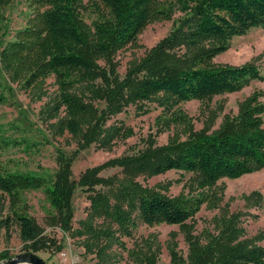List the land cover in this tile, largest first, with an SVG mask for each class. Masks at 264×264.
Listing matches in <instances>:
<instances>
[{"label":"trees","instance_id":"1","mask_svg":"<svg viewBox=\"0 0 264 264\" xmlns=\"http://www.w3.org/2000/svg\"><path fill=\"white\" fill-rule=\"evenodd\" d=\"M11 1L0 0V5L7 6ZM30 8L32 13L26 26L13 40L0 42V65L11 81L29 94H42L44 82L54 77L58 93L47 111L53 117L64 110L65 116L56 126V134L61 137L66 132L74 138L80 136L82 118L93 113V121L83 136V148L92 142L108 146L116 139L120 129H106V120L131 103L140 106L155 101L168 107L182 101L236 93L251 81L264 80L260 68L253 63L231 66L214 62L227 52L230 39L252 28H264V0H30ZM175 10L183 13L184 18L171 36L162 40L141 63L132 66L123 80L119 79L113 57L135 45L150 23L171 19ZM87 13L97 17L92 25L85 21ZM181 47L185 52L178 54L176 49ZM101 60L109 64V74L98 64ZM86 96L105 100L106 109L96 114L98 111L85 101ZM5 102L0 92V105ZM10 144L0 139V150ZM76 155L61 158L54 178L9 172L0 167V196L9 201L7 206L5 202L0 205V230H5L10 238L12 228L16 227L25 251L36 254L54 246L57 251L63 249L43 235L28 213L22 193L43 190L59 217L61 231L70 234L74 214L71 197L75 190L70 177ZM116 162L125 166L128 179L169 171L183 176L191 174L197 178L199 193L190 199H172L152 188L123 187L116 191L114 203L108 195L99 194L93 198L83 223L89 246L115 236L113 230L96 227V220H108L122 234L130 236L135 215L150 226H180L192 248L188 263L172 250L173 264H264V248L241 240L245 231L238 219L218 220L219 234L210 236L206 245L191 235L189 224L209 201L220 180H235L264 169V91H254L246 97L238 113L226 115L220 129L212 134L202 131L186 141L147 151L138 159ZM98 171L85 172L80 184L100 183L95 177ZM97 252L99 257H107ZM1 256L7 258L6 254Z\"/></svg>","mask_w":264,"mask_h":264},{"label":"rangeland","instance_id":"2","mask_svg":"<svg viewBox=\"0 0 264 264\" xmlns=\"http://www.w3.org/2000/svg\"><path fill=\"white\" fill-rule=\"evenodd\" d=\"M31 13L30 0H12L7 6L0 5V42L4 44L13 40L16 33L26 26ZM183 18L184 14L175 10L171 19L150 23L139 35L135 45L119 51L112 59L119 79L123 80L132 66L141 63L162 40L170 37ZM96 19L92 13L85 15L88 25H92ZM176 51L178 54L185 52L183 47ZM214 62L231 66L253 63L264 75V28H252L230 39L227 52L217 56ZM98 64L107 73L110 72L105 60ZM101 81L97 80V83L101 84ZM43 89L44 95L26 93L11 81L0 65V92L6 98V102L0 105V139L11 143L8 148L0 150V167L9 172L54 178L60 170L61 158L77 154L70 177V181L75 183L71 197L74 214L70 234L61 231L59 217L43 190L22 193L28 213L36 220L43 235L63 246L61 251H57L54 246L51 250H41L36 254L49 264H173L171 251L174 250L188 263L192 247L180 226H150L135 215L132 216L134 225L130 228V236L122 234L108 220H96L93 223L96 227L100 225L108 231L113 230L115 236L113 240L104 238L89 246L83 223L91 211L93 198L104 194L114 203L116 191L132 186L152 188L172 199L196 196L199 193L198 181L191 174L183 176L169 171L158 176L140 175L128 179L125 166L116 161L138 159L147 151L186 141L202 131L214 133L220 129L226 115L235 116L238 113L239 105L246 97L254 91H264V80L251 81L236 93L182 101L168 107H161L155 101L140 106L131 103L106 120V129H120L116 139L108 146L100 147L98 143L92 142L85 148L83 136L93 121V113L82 118V136L80 134L74 138L66 132L61 137L56 134V126L65 116L64 110L53 117L47 111L48 104L58 93L54 77L44 82ZM85 101L98 111L96 114H101L107 106L103 99L86 96ZM92 169H99L95 177L100 183L94 186L81 185L82 175ZM181 178L184 180L181 181ZM210 195L209 201L189 222L191 235L201 245H206L210 236L219 234L218 220L236 218L245 231L241 240L251 241L264 248V169L235 180L222 179ZM4 202L6 206L9 204L8 199L1 195L0 205ZM10 235L9 238L5 230H0V264H6L8 259L27 252L16 227L12 228ZM98 250L100 254H107V257H99ZM1 254H6L7 258Z\"/></svg>","mask_w":264,"mask_h":264},{"label":"water","instance_id":"3","mask_svg":"<svg viewBox=\"0 0 264 264\" xmlns=\"http://www.w3.org/2000/svg\"><path fill=\"white\" fill-rule=\"evenodd\" d=\"M6 264H49L33 252H25L14 258L8 259Z\"/></svg>","mask_w":264,"mask_h":264}]
</instances>
